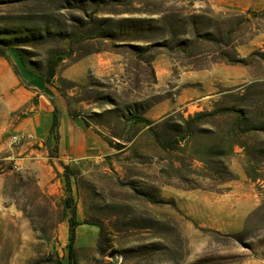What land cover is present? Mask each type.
Returning a JSON list of instances; mask_svg holds the SVG:
<instances>
[{
    "label": "rangeland",
    "instance_id": "1",
    "mask_svg": "<svg viewBox=\"0 0 264 264\" xmlns=\"http://www.w3.org/2000/svg\"><path fill=\"white\" fill-rule=\"evenodd\" d=\"M0 50V264H264V0H0ZM59 56L82 156L22 123Z\"/></svg>",
    "mask_w": 264,
    "mask_h": 264
},
{
    "label": "crops",
    "instance_id": "2",
    "mask_svg": "<svg viewBox=\"0 0 264 264\" xmlns=\"http://www.w3.org/2000/svg\"><path fill=\"white\" fill-rule=\"evenodd\" d=\"M32 85L31 90L19 88L16 94L24 97L22 104L27 105L31 112L29 116L22 119V123L25 126L28 125L26 131H31V128H34L35 132H39L43 125L41 133H44L45 130L49 132L52 114L54 111H59L58 149L61 151L67 146V153L85 155L88 149L89 133L78 123L77 119L70 117L64 98L58 95L51 83L35 79ZM33 96L36 97V103H30Z\"/></svg>",
    "mask_w": 264,
    "mask_h": 264
},
{
    "label": "trees",
    "instance_id": "3",
    "mask_svg": "<svg viewBox=\"0 0 264 264\" xmlns=\"http://www.w3.org/2000/svg\"><path fill=\"white\" fill-rule=\"evenodd\" d=\"M0 55L1 56H5V50H0ZM60 58H62V57L59 56L56 59H50L48 61V64H47V67H48L47 75L42 77V78L38 77V79H40V80H42V81H44L46 83H49L50 79L54 75L55 66L59 62ZM141 120L149 123V120L146 119V118H142ZM57 128H58V116H57L56 111H54L53 114H52V121H51V125H50V133L54 134V137L56 139H58V134L55 131V129H57ZM74 215H75V212H73V215L70 218V222H69L70 235H69V244H68V256H69L70 259L73 257V247H74V240H75V228H76V226L78 224V222L74 218Z\"/></svg>",
    "mask_w": 264,
    "mask_h": 264
}]
</instances>
